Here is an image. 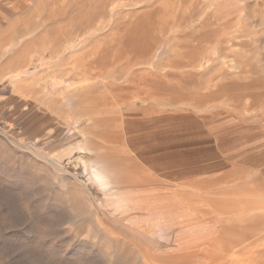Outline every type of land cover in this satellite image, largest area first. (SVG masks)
<instances>
[{"label":"rangeland","instance_id":"374dc122","mask_svg":"<svg viewBox=\"0 0 264 264\" xmlns=\"http://www.w3.org/2000/svg\"><path fill=\"white\" fill-rule=\"evenodd\" d=\"M258 131L264 0H0V264H264Z\"/></svg>","mask_w":264,"mask_h":264},{"label":"bare ground","instance_id":"6f19581e","mask_svg":"<svg viewBox=\"0 0 264 264\" xmlns=\"http://www.w3.org/2000/svg\"><path fill=\"white\" fill-rule=\"evenodd\" d=\"M227 1H229V0H207L208 9H209V12H210V15H211V18L213 19V21L217 17V10L222 5H224ZM204 62H202V63H204ZM205 63H207V61ZM173 67L174 68H182V63L174 64ZM201 71H202V69H201ZM129 90H130V88H129ZM78 141L81 142L80 140H78ZM79 150L80 151L84 150V148L80 147ZM80 161L82 163L83 172H84L85 176L88 177V179L91 178L93 180V182L96 185H98L99 187H103V188L109 187L110 182L108 179L109 177H108L107 172H105L102 168H97L92 162L82 161L81 159H80ZM24 199H25L24 201H26L25 202L26 204H24V206L22 207V210H23V212H25L24 222H25L27 231L29 232V231H31V229L34 225L33 224V222H34V220H33L34 219L33 218V207L31 204V197L29 195H25ZM12 203L13 202H11V203H8V202L7 203H0V243L1 242L2 243H4V242L5 243L6 242L7 243L8 242L9 243L10 242H14V243L16 242L17 243L18 241L23 240L20 238L22 236H20V234L18 232H17L18 234H14V231L17 229L18 224L14 218L15 216L12 215V212H14V210H16V206H14V204H12ZM5 254H6V252L0 253V255H5Z\"/></svg>","mask_w":264,"mask_h":264},{"label":"crops","instance_id":"0c3cea01","mask_svg":"<svg viewBox=\"0 0 264 264\" xmlns=\"http://www.w3.org/2000/svg\"><path fill=\"white\" fill-rule=\"evenodd\" d=\"M263 138H264V133L259 132L258 137L253 144H251L249 146L242 145L243 148L240 149L241 152H239V153H242V155H243L242 157L247 155V157H249L250 159H256L257 157H259V155L264 154ZM244 153H246V154H244Z\"/></svg>","mask_w":264,"mask_h":264}]
</instances>
